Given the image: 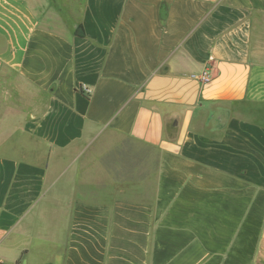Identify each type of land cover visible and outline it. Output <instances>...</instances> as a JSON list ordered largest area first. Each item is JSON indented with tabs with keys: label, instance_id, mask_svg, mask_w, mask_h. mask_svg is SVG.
I'll return each mask as SVG.
<instances>
[{
	"label": "crops",
	"instance_id": "obj_1",
	"mask_svg": "<svg viewBox=\"0 0 264 264\" xmlns=\"http://www.w3.org/2000/svg\"><path fill=\"white\" fill-rule=\"evenodd\" d=\"M52 2L0 0V264H264V0Z\"/></svg>",
	"mask_w": 264,
	"mask_h": 264
},
{
	"label": "rangeland",
	"instance_id": "obj_2",
	"mask_svg": "<svg viewBox=\"0 0 264 264\" xmlns=\"http://www.w3.org/2000/svg\"><path fill=\"white\" fill-rule=\"evenodd\" d=\"M52 16L61 17L62 16V6L55 4L52 2V0H43V6L42 9H40L41 14L43 15L44 12ZM68 14L64 13V16L67 17ZM66 22H69V17L65 18Z\"/></svg>",
	"mask_w": 264,
	"mask_h": 264
},
{
	"label": "trees",
	"instance_id": "obj_3",
	"mask_svg": "<svg viewBox=\"0 0 264 264\" xmlns=\"http://www.w3.org/2000/svg\"><path fill=\"white\" fill-rule=\"evenodd\" d=\"M76 35L80 36V37H84L85 35V31H84V28L82 25L78 26L76 28V31H75Z\"/></svg>",
	"mask_w": 264,
	"mask_h": 264
},
{
	"label": "built area",
	"instance_id": "obj_4",
	"mask_svg": "<svg viewBox=\"0 0 264 264\" xmlns=\"http://www.w3.org/2000/svg\"><path fill=\"white\" fill-rule=\"evenodd\" d=\"M210 74H208L207 72H205L202 76V80L205 81V82H208L210 77H209Z\"/></svg>",
	"mask_w": 264,
	"mask_h": 264
}]
</instances>
